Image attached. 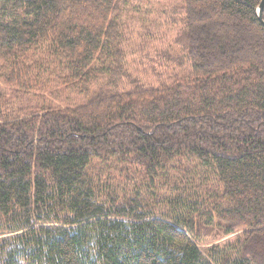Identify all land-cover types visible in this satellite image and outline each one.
Returning a JSON list of instances; mask_svg holds the SVG:
<instances>
[{"label": "trees", "instance_id": "obj_1", "mask_svg": "<svg viewBox=\"0 0 264 264\" xmlns=\"http://www.w3.org/2000/svg\"><path fill=\"white\" fill-rule=\"evenodd\" d=\"M262 1L0 0V264H264Z\"/></svg>", "mask_w": 264, "mask_h": 264}, {"label": "rangeland", "instance_id": "obj_2", "mask_svg": "<svg viewBox=\"0 0 264 264\" xmlns=\"http://www.w3.org/2000/svg\"><path fill=\"white\" fill-rule=\"evenodd\" d=\"M183 4L184 0H156V3H154L149 10V16L146 17L145 26H137V31L140 32V35L143 31L149 30V28H147L149 26H151L153 32L149 39L154 40L155 43H148V49H145L139 54V66L143 69L147 68L151 72V75L160 73L157 64L159 66H166V64L163 63L168 62L171 68L180 70L187 66H180L184 61V50L181 49V46H183L185 42L184 38L186 37L184 36L186 35L185 23H183L185 20L182 15ZM146 42L149 41L146 40L145 43ZM138 75H141V73H138L137 76ZM215 236L216 235L210 236L207 242L216 244L217 241L221 243L233 239L234 237L228 236L219 241V238Z\"/></svg>", "mask_w": 264, "mask_h": 264}, {"label": "water", "instance_id": "obj_3", "mask_svg": "<svg viewBox=\"0 0 264 264\" xmlns=\"http://www.w3.org/2000/svg\"><path fill=\"white\" fill-rule=\"evenodd\" d=\"M263 12H264V0L262 1L261 5L258 8V17H259V20H261V22L264 25Z\"/></svg>", "mask_w": 264, "mask_h": 264}]
</instances>
